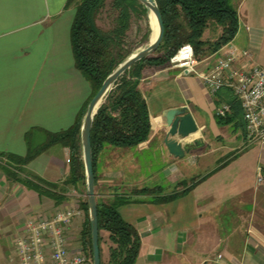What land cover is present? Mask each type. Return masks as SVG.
I'll list each match as a JSON object with an SVG mask.
<instances>
[{
  "label": "crops",
  "instance_id": "0c3cea01",
  "mask_svg": "<svg viewBox=\"0 0 264 264\" xmlns=\"http://www.w3.org/2000/svg\"><path fill=\"white\" fill-rule=\"evenodd\" d=\"M68 1L0 0V264H17L16 241L30 218L81 208L87 197L80 183L66 187V199L56 204L10 179L4 169L59 186L70 175V150L61 145L48 148L24 172L5 157H25V136L34 128L38 144L47 133L71 128L92 96L91 85L75 67L70 41L75 9L67 7ZM263 3L237 0L235 6L264 10ZM239 24L230 44L249 53L247 62L264 66V25L246 24L244 30L240 19ZM215 27L220 34L222 28ZM208 31L203 39L214 40ZM219 56L209 57L199 71L211 69ZM140 90L150 113L149 140L136 149L104 147L94 171L97 200H130L118 210L141 238L135 264H264V181L257 182L259 169L264 170V144L247 140L237 101V113L231 110L227 123L217 120L216 110L234 98L231 90L212 93L197 76L170 66L146 67ZM185 106L199 130L175 139L186 151L175 158L164 143L169 131L164 114ZM183 191L173 201H156ZM82 212L71 237L81 236Z\"/></svg>",
  "mask_w": 264,
  "mask_h": 264
},
{
  "label": "trees",
  "instance_id": "16d2710c",
  "mask_svg": "<svg viewBox=\"0 0 264 264\" xmlns=\"http://www.w3.org/2000/svg\"><path fill=\"white\" fill-rule=\"evenodd\" d=\"M107 1L69 0L67 3V7L73 6L75 9L70 32L75 67L92 87V96L78 114L75 124L66 131L45 134L46 141L39 144L34 141L33 133L38 131L34 128L25 136L28 147L25 157L13 154L5 156L10 166L19 172H24L25 166L51 146L61 145L68 148L71 154V172L63 186L48 183L32 174L27 178H20L10 168H4L10 179H16L40 196L52 199L56 204L66 199L64 196L66 187H77L80 183L86 185L81 127L88 104L114 69L132 54L124 47L127 32L131 27L132 15H147L144 6L137 0H111L112 9L117 14L116 25L112 30L104 31L97 25L96 19ZM155 2L161 12L165 28L163 41L152 56L138 62L123 74L95 116L91 133L94 171L95 158L104 147L136 149L149 140L152 133L150 113L146 98L140 90L146 67L169 66L170 59L186 44L192 46L197 61L201 62L216 55L224 46L231 43L239 31L238 13L230 4V0H155ZM212 24L222 28L221 35L215 41H206L203 39L204 33ZM149 34L148 28L145 38ZM228 104L234 111L237 104L235 98L228 101ZM231 118L230 113L225 117L217 116L219 123H227ZM1 156L4 154L0 153ZM195 184L193 182L192 185ZM185 193L186 191L176 192L156 201L170 202ZM129 202L130 200L119 199L107 204L97 200L99 231L107 232L111 243L108 264H135L138 259L141 248L140 235L132 224L122 218L118 210L119 206ZM81 209L86 217L81 241L86 251L89 250L93 261L87 197ZM101 242L100 236V254Z\"/></svg>",
  "mask_w": 264,
  "mask_h": 264
},
{
  "label": "built area",
  "instance_id": "2783aa9c",
  "mask_svg": "<svg viewBox=\"0 0 264 264\" xmlns=\"http://www.w3.org/2000/svg\"><path fill=\"white\" fill-rule=\"evenodd\" d=\"M218 53L211 69L199 71V65L208 58L197 61L192 46L186 44L170 59L169 66L197 76L212 93L231 90L242 109L247 140L264 144V66L247 62L249 53L230 43ZM230 112V105L224 103L216 115L225 117ZM263 181L264 170L259 169L257 182ZM82 216L81 208L74 206L58 210L51 217L30 218L16 241L17 264H93L81 236H70L74 220ZM222 258L218 256L219 261Z\"/></svg>",
  "mask_w": 264,
  "mask_h": 264
},
{
  "label": "water",
  "instance_id": "95a60500",
  "mask_svg": "<svg viewBox=\"0 0 264 264\" xmlns=\"http://www.w3.org/2000/svg\"><path fill=\"white\" fill-rule=\"evenodd\" d=\"M137 1H139L146 9L147 17L149 20L150 15H153V17L155 18L157 34L155 38L150 41L148 47L137 53L129 55L107 77L99 91L89 102L81 127V144L86 176V195L89 205L93 264H101L98 205L95 193V174L93 168V150L91 143V133L94 119L109 92L114 88L117 81L135 64L152 56L160 47L165 34L162 15L155 0ZM164 118L166 121V126L169 128V131L164 139L165 146L172 156H174L175 158H183L186 151L183 148V145L175 139L177 137L183 139L190 137L192 134H195L199 130L198 126L194 118L190 114L188 107L186 106L166 111L164 114Z\"/></svg>",
  "mask_w": 264,
  "mask_h": 264
},
{
  "label": "rangeland",
  "instance_id": "374dc122",
  "mask_svg": "<svg viewBox=\"0 0 264 264\" xmlns=\"http://www.w3.org/2000/svg\"><path fill=\"white\" fill-rule=\"evenodd\" d=\"M237 0H230V4L236 9V3ZM239 3V0H238ZM264 4V3H263ZM238 19H240L241 24L244 26V30H248V27H246V24H253V25H264V10L262 7V10H242L238 11ZM116 12L112 9V2L111 0H108L105 7L99 12L97 16V25L99 28H101L104 31L112 30L116 23ZM240 25V24H239ZM149 28L150 34L147 38H145V34L147 33V29ZM152 27L149 22V19L146 16H139L136 14L132 15L131 19V27L129 31L127 32V36L125 38V50L127 52H131L132 54L137 53L150 44L151 37H152ZM221 33H218L217 27H215V24H212L209 27V31L207 33V36L210 37L211 41H215L220 37ZM156 55V54H155ZM44 142L46 141V137L43 138ZM100 236L102 238L101 242V261L102 264H108L109 261V248L111 246V243L108 242L107 236L104 231L100 232ZM74 246L77 244V242H74ZM87 254L90 255L89 250H87Z\"/></svg>",
  "mask_w": 264,
  "mask_h": 264
},
{
  "label": "bare ground",
  "instance_id": "6f19581e",
  "mask_svg": "<svg viewBox=\"0 0 264 264\" xmlns=\"http://www.w3.org/2000/svg\"><path fill=\"white\" fill-rule=\"evenodd\" d=\"M150 24L153 28V34H152V37H151V40L155 38L156 34H157V26H156V20L155 18L153 17V15H150Z\"/></svg>",
  "mask_w": 264,
  "mask_h": 264
}]
</instances>
